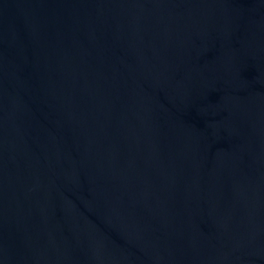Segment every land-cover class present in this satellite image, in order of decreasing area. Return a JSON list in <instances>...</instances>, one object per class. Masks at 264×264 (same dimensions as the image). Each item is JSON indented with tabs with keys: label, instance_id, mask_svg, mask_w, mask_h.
Segmentation results:
<instances>
[{
	"label": "water",
	"instance_id": "95a60500",
	"mask_svg": "<svg viewBox=\"0 0 264 264\" xmlns=\"http://www.w3.org/2000/svg\"><path fill=\"white\" fill-rule=\"evenodd\" d=\"M0 264H264V0H0Z\"/></svg>",
	"mask_w": 264,
	"mask_h": 264
}]
</instances>
